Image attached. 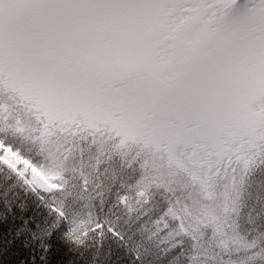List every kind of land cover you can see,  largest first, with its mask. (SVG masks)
Here are the masks:
<instances>
[{
	"label": "snow or ice",
	"instance_id": "obj_1",
	"mask_svg": "<svg viewBox=\"0 0 264 264\" xmlns=\"http://www.w3.org/2000/svg\"><path fill=\"white\" fill-rule=\"evenodd\" d=\"M237 4L0 0V90L36 115L39 127L32 139L50 162L48 167L34 164L0 141V164L30 187L61 192L70 150L61 160L48 149L51 138L57 131L100 133L115 150L139 145L146 156L158 154L169 168L189 174L204 200L214 199L225 157V172L233 156L246 170L254 163L248 153L264 146V0H248L241 12ZM201 146L208 149L207 157H215V170L204 160L209 166L198 174L190 164L199 166L200 158L195 152L185 157V152ZM149 165L145 159L141 166L138 202H147L150 189L160 186ZM118 203L133 211L127 197L120 196ZM230 211L226 203L223 212ZM187 216L194 223H187ZM169 220L175 227L168 237L191 236L197 226L223 234L212 210L185 209L180 215L169 207L154 221L152 235L168 229ZM105 227L98 223L93 231Z\"/></svg>",
	"mask_w": 264,
	"mask_h": 264
},
{
	"label": "trees",
	"instance_id": "obj_2",
	"mask_svg": "<svg viewBox=\"0 0 264 264\" xmlns=\"http://www.w3.org/2000/svg\"><path fill=\"white\" fill-rule=\"evenodd\" d=\"M244 7L237 4V9ZM38 127L26 105L0 90V141L48 167L47 153L32 139ZM51 139L48 149L61 160L70 150L63 161L67 184L61 192L31 188L0 164V264H264V146L248 153L254 163L246 170L233 156L225 172V157L216 196L204 200L189 174L169 168L158 154L146 156L139 145L115 150L114 142L100 133L93 137L57 131ZM145 159L160 186L150 189L147 202H138L136 183ZM120 196L128 198L133 211L118 203ZM174 200L192 213L202 207L212 210L223 234L197 226L191 236L168 237L175 227L169 220L170 227L153 236L154 221ZM226 203L232 209L228 214L223 212ZM186 222L194 223L192 216ZM98 223H106L102 232L93 231ZM77 225L82 227L73 232Z\"/></svg>",
	"mask_w": 264,
	"mask_h": 264
},
{
	"label": "rangeland",
	"instance_id": "obj_3",
	"mask_svg": "<svg viewBox=\"0 0 264 264\" xmlns=\"http://www.w3.org/2000/svg\"><path fill=\"white\" fill-rule=\"evenodd\" d=\"M240 2H243L244 5H245V7H247V5H248V0H238V3H240ZM245 7H244V8H245ZM242 10H243V9H237L236 11H237V12H241ZM208 11L211 12L212 9H208ZM207 151H208L207 148L201 146V147L189 148V149L185 152V157H188V153L195 152V153L198 155V157L200 158L201 163H200L199 166H197V165H195V164H190V170H191L192 172H196V173H198V174H202V173L204 172V170L207 169V167L209 166L208 164L203 163L204 160H209L210 163H212V164L214 165L215 157H211V158L207 157V156H206ZM191 159H192V160H196L197 157H196V156H193V157H191ZM15 174H16V172H15ZM16 175H17V174H16ZM17 177H18V178L24 183V180H23V179H21L18 175H17ZM24 184H25V183H24ZM26 185H27V184H26ZM27 186H29V185H27ZM29 187H30V186H29ZM31 188H35V187L33 186V187H31ZM35 189H38V190H40V191H43V190H41L40 188H35ZM43 192H45V191H43ZM46 193H52V192H46ZM184 207H185V206H183L182 204H180V203L176 202V200H174V202H173V208H174V210H176V212H177L178 214H180V215H183V214H184V212H185V208H184Z\"/></svg>",
	"mask_w": 264,
	"mask_h": 264
}]
</instances>
